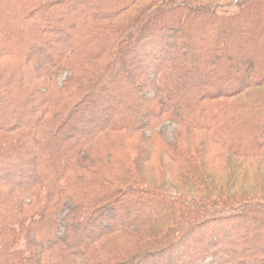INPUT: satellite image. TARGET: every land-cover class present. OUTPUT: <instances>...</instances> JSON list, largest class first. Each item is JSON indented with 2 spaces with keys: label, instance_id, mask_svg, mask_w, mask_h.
Segmentation results:
<instances>
[{
  "label": "trees",
  "instance_id": "obj_1",
  "mask_svg": "<svg viewBox=\"0 0 264 264\" xmlns=\"http://www.w3.org/2000/svg\"><path fill=\"white\" fill-rule=\"evenodd\" d=\"M231 2L0 0V264H178L209 221L210 264H264V0Z\"/></svg>",
  "mask_w": 264,
  "mask_h": 264
},
{
  "label": "rangeland",
  "instance_id": "obj_2",
  "mask_svg": "<svg viewBox=\"0 0 264 264\" xmlns=\"http://www.w3.org/2000/svg\"><path fill=\"white\" fill-rule=\"evenodd\" d=\"M172 1L175 2V3H179L181 1H184V2H186L188 4H190V5H195V4L218 5V6H221L222 8H225L227 5L229 6L232 3L231 0H172ZM144 2H148V0H140V3L144 4ZM67 77H68V75L62 76V78L59 79V82L63 81ZM175 130H176V126L174 124L166 123V124L162 125L161 127H159L158 132H160V134H162L164 136V138L166 139V141L173 142L174 141L173 140V132ZM216 212H219V210H217ZM224 212H222V213H224ZM215 215L216 216H219L220 214H217L216 213ZM229 216L232 217V216H234V214L233 213H229V215H227V217H229ZM225 217L226 216H224V218ZM215 220H218V219L216 218ZM220 226H223V225L222 224L220 225L219 222H216V221H211L210 222L209 221V223L207 222V225H206L205 229H198L197 230L196 236L199 237L200 241L202 240V244L200 245V247L197 246L195 248L194 240L197 239V237L188 238L189 243L187 245H190V248L193 247L195 249H198L196 251L193 250L191 252V254H194V253L197 254V253H199L200 255L198 256V260L195 257H192V260H190V259H186L187 258L186 256L188 255L187 253H190L189 251H191L190 248H189V251H188L187 248L182 249V250H179V252L177 254V257H176L178 264H179V262L180 263H183V264H187V262L188 263H194V264H210V262L213 261L212 260V258H213L212 257V254L215 253V251H217V249L215 247L214 248H210L209 247L210 242H213V240H214L210 236L213 235L212 234L213 231L216 228H219ZM202 234H204V235H202ZM198 235H201V236H198ZM174 237H175V235H174ZM190 242H192V243H190ZM254 245L258 247V245L256 243ZM248 247H246V245H242L241 248H240V250H244L245 251L246 249H248ZM203 249H206L207 253H205L203 251ZM238 249L239 248H237V249L235 248V252H237ZM166 253H167V251L164 252V254H161L162 259L157 260V263H154V264H165V261H166L165 258L168 260V257H169L168 254H166ZM181 255L185 256L186 258H184ZM193 258H195V259H193ZM175 262H173V264ZM241 263L242 264H253V260L248 259L246 257L243 258V259H240V258H238V256H236V258L234 259V264H241Z\"/></svg>",
  "mask_w": 264,
  "mask_h": 264
}]
</instances>
